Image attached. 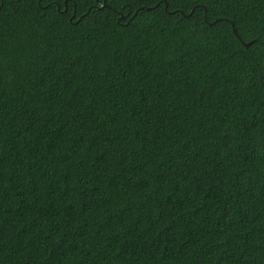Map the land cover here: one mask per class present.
Here are the masks:
<instances>
[{"label":"trees","instance_id":"trees-1","mask_svg":"<svg viewBox=\"0 0 264 264\" xmlns=\"http://www.w3.org/2000/svg\"><path fill=\"white\" fill-rule=\"evenodd\" d=\"M0 165V264H264V0H0Z\"/></svg>","mask_w":264,"mask_h":264},{"label":"water","instance_id":"water-1","mask_svg":"<svg viewBox=\"0 0 264 264\" xmlns=\"http://www.w3.org/2000/svg\"><path fill=\"white\" fill-rule=\"evenodd\" d=\"M56 7H57V9L59 10V5H58V4H56ZM105 7H107V5H106L105 3H103L99 8L101 9V8H105ZM165 7H166V5H165ZM64 11H66V7H65ZM119 18H120V19H123L124 16L120 15ZM232 31H233L234 35H235L236 37L239 38V36H238V34H237V31H236V29H235L234 27H232ZM242 43H243V42H242ZM250 44H251V42H249V43H245V46H248V45H250Z\"/></svg>","mask_w":264,"mask_h":264},{"label":"snow or ice","instance_id":"snow-or-ice-1","mask_svg":"<svg viewBox=\"0 0 264 264\" xmlns=\"http://www.w3.org/2000/svg\"><path fill=\"white\" fill-rule=\"evenodd\" d=\"M0 166H2V165H0Z\"/></svg>","mask_w":264,"mask_h":264}]
</instances>
